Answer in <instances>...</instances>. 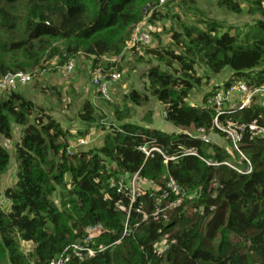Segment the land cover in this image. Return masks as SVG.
<instances>
[{
    "label": "trees",
    "instance_id": "1",
    "mask_svg": "<svg viewBox=\"0 0 264 264\" xmlns=\"http://www.w3.org/2000/svg\"><path fill=\"white\" fill-rule=\"evenodd\" d=\"M158 1L0 0V77L28 67L44 68L45 55L61 53L52 46L57 40L63 41L66 55L96 56L94 64L106 53L118 55L133 25L150 12L151 22L157 17ZM250 1L248 11L263 10L264 0ZM218 4L242 10L234 0ZM244 27L222 31L215 19L198 17L173 31L175 45L161 48L157 42L146 47L147 53L165 61L163 67L153 64L145 71L147 89L162 105L160 119L179 132L151 126L150 110L142 122L131 121L136 105L148 102L146 92L134 87L124 94L121 108L115 105L117 120L108 128L98 123L102 114L86 99L79 119L89 127L101 126V142L68 153L65 131L42 106L18 90L0 95V134L10 137L12 116L23 126L15 144L14 181L0 189V264H46L67 244L80 242L85 228L97 223L103 230L94 239L110 246L92 258L73 257L68 264H264V137L246 133L240 142L252 165L248 173L185 153L194 150L243 171L247 167L243 159L242 165L237 164L220 144L194 135L198 127L211 128L214 111L204 104L219 85L203 96L200 105L188 101L195 83L202 80L196 73L198 63L213 73L230 69L224 85L238 80L250 86L264 83V18ZM149 32L152 39L156 37L150 28ZM95 90L104 101L112 100L96 86ZM263 114L264 103L255 97L248 107L220 118L263 122L259 117ZM143 145L162 153L153 149L146 155L138 149ZM11 161L0 142V179ZM137 171L141 180L155 185H162L169 174L183 188L184 196L166 222L143 220L135 211L146 195L138 196L129 212V198L109 186L111 178ZM126 220L129 232L123 235ZM162 239L169 247L159 254L155 244ZM23 243L31 249L24 251Z\"/></svg>",
    "mask_w": 264,
    "mask_h": 264
},
{
    "label": "rangeland",
    "instance_id": "2",
    "mask_svg": "<svg viewBox=\"0 0 264 264\" xmlns=\"http://www.w3.org/2000/svg\"><path fill=\"white\" fill-rule=\"evenodd\" d=\"M168 0H166L167 2ZM219 0H170L163 5H157V17L154 21L149 20L151 12L146 14L140 23L149 26L151 33L156 37L148 46L138 45L129 47L127 44L123 51L118 55L104 54L98 60V64H94L93 60L96 56H86L84 53L66 55L64 52L63 41L57 40L52 44L53 47L59 49L61 53L49 57L45 55V61L41 67H28L25 70L31 74V81L28 84H19L15 87L3 88V78L0 77V95L10 90H18L25 97L40 105L44 110L50 113L61 125L65 131V138L68 139V147L71 151L78 148H86L98 146L104 133L101 126L108 128L110 123H115L117 117L115 115V105L120 108L124 103V94L132 88L145 91L148 95L146 106H137L132 111L131 121L135 123L142 122L147 110L156 113L157 121H160L162 105L147 89V82L144 80V73L150 65L159 64L164 66V59L154 54H149L146 47H154L157 42L162 47L173 46L172 33L180 29L182 22L192 23L198 17H208L215 19L221 26L222 31L229 29L233 32L239 27L245 29L244 24L251 23L258 18H264V7L262 11L251 12L248 8L250 0H234L241 6V12L230 11L218 4ZM153 44V45H152ZM152 45V46H151ZM159 46V47H160ZM173 48H176L175 46ZM178 49V48H176ZM179 50V49H178ZM68 59H73L74 69L67 73L64 71V63ZM96 65V66H94ZM173 67L179 68L177 63H173ZM197 75L202 76L199 83H195V87L190 92L188 101L191 104L200 105L203 102V96L212 91L218 85L224 83L231 77V70L225 68L219 73H213L206 68L203 63L196 64ZM120 72L121 81L111 85L110 99L104 101L102 96L95 90V86L91 82L94 75H105L111 72ZM111 93H114V98ZM236 97V96H235ZM88 99L95 104L97 111L102 114L98 116V123L101 126H90L79 119L84 101ZM257 102L263 100L262 97L256 98ZM33 118V116L31 117ZM11 135L4 137L0 134V142L6 147L11 154V164L3 177L0 179V189L3 185H11L14 181V175L18 167V157L15 152V144L18 142L23 126L16 123L14 117H11ZM86 139V145L77 146L76 138L78 136ZM232 156V159L242 165V157L239 153L235 154L229 141L222 137L220 143ZM67 147V148H68ZM57 192L54 194L56 198ZM4 199H2V202ZM31 245L23 243L21 248L24 251L31 249Z\"/></svg>",
    "mask_w": 264,
    "mask_h": 264
},
{
    "label": "built area",
    "instance_id": "3",
    "mask_svg": "<svg viewBox=\"0 0 264 264\" xmlns=\"http://www.w3.org/2000/svg\"><path fill=\"white\" fill-rule=\"evenodd\" d=\"M166 0H159L157 5H163ZM152 42V36L149 32V26L138 22L133 25L131 29L130 38L127 41V45H143L148 46ZM74 69L73 59H68L64 63V71L69 73ZM31 74L27 71L18 70L10 72L4 75L3 88L8 86L9 88L15 87L19 84H26L31 80ZM121 79L120 72H111L105 75H94L91 78V82L96 86L97 90L102 93L104 97L110 99L111 85ZM236 96V97H235ZM257 97H262L263 100L260 104L264 103V83L260 85L250 86L244 80L233 81L227 85H221L207 97L205 107L212 109L214 114L212 115V124L209 130L204 127H198L195 130V137L200 138L202 141L220 143L222 137L229 140L231 147L237 153L241 155L243 160L247 162L245 170L237 168L235 165L228 161H215L211 158H205L197 154L194 150H188L186 154H194L204 160L207 164H226L240 172H250L252 165L249 159L244 155L240 149V142L246 133L250 136L264 137V114L259 117L263 122L253 120L251 122H234L231 120L221 121V115H228L235 111H240L248 107L252 100ZM165 115V112H163ZM217 134L215 140L210 137V134ZM223 135V136H221ZM86 139L84 137L77 138V144H85ZM139 150L143 151L146 155L151 150L155 149L162 153L161 149L157 147H147L146 145L139 146ZM71 152L70 148L67 150ZM109 186L115 189L118 193L124 194L129 198V212L133 207V203L140 195H146V198L139 201V205L135 207V211L142 215V219L146 220L151 218L155 222H166L169 219L171 211L179 206L183 196L184 190L178 184L176 179L167 175L162 185H155L146 180H141L138 171L131 175L120 174L118 177L111 178L109 180ZM150 201L149 211L144 209V206ZM127 215V219L129 216ZM103 230V226L100 223L89 225L85 228V234L80 242H71L67 244L56 256L52 257L46 264H68L71 258H77L78 260H84L86 258L95 257L98 253L103 252L108 246L103 242H96L95 235ZM129 232L127 226V220L124 225L123 235ZM169 247V242L162 239L159 243L155 244V248L159 254L164 253Z\"/></svg>",
    "mask_w": 264,
    "mask_h": 264
},
{
    "label": "crops",
    "instance_id": "4",
    "mask_svg": "<svg viewBox=\"0 0 264 264\" xmlns=\"http://www.w3.org/2000/svg\"><path fill=\"white\" fill-rule=\"evenodd\" d=\"M152 116H153V124H151V126H154L157 128L159 127L160 129H162V130L165 129L166 131H172V130H175L178 132L181 131V129L172 127L169 123L162 121V119H160V121H157V117H156L155 112H153Z\"/></svg>",
    "mask_w": 264,
    "mask_h": 264
},
{
    "label": "water",
    "instance_id": "5",
    "mask_svg": "<svg viewBox=\"0 0 264 264\" xmlns=\"http://www.w3.org/2000/svg\"><path fill=\"white\" fill-rule=\"evenodd\" d=\"M216 136H217V134H215V133L210 134V137H211L213 140H215Z\"/></svg>",
    "mask_w": 264,
    "mask_h": 264
}]
</instances>
